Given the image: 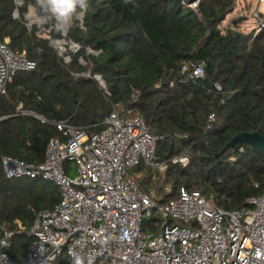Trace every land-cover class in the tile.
I'll list each match as a JSON object with an SVG mask.
<instances>
[{
	"label": "trees",
	"instance_id": "1",
	"mask_svg": "<svg viewBox=\"0 0 264 264\" xmlns=\"http://www.w3.org/2000/svg\"><path fill=\"white\" fill-rule=\"evenodd\" d=\"M29 3L34 6L35 0H27L22 13ZM235 5L236 0H197L195 7L188 0H89L83 27L67 35L82 45L79 54L91 63L84 65L79 54L64 62L50 40L38 35L39 26L28 30L12 16L13 0H0V41L9 38L13 50L35 62L33 69L18 72L0 97V117H9L0 121V230H17L16 220L25 227L13 238V258L31 242L36 212L53 209L60 190L42 178H7L2 157L39 163L49 140L64 138L56 122L92 134L118 103L135 108L151 131L164 137L156 156L167 164L172 188L155 185L161 202L177 198L185 187L230 210L262 193L264 152L238 143L220 153L239 132L264 135V26L246 33L234 20L223 31L220 25ZM60 35L52 28V37ZM86 47L99 53L88 55ZM201 62L202 77L183 71ZM88 71L90 77L77 75ZM182 155L188 157L185 166L173 162ZM134 170L142 173L139 184L147 190L151 167L141 163ZM51 264L69 261L63 253Z\"/></svg>",
	"mask_w": 264,
	"mask_h": 264
},
{
	"label": "built area",
	"instance_id": "2",
	"mask_svg": "<svg viewBox=\"0 0 264 264\" xmlns=\"http://www.w3.org/2000/svg\"><path fill=\"white\" fill-rule=\"evenodd\" d=\"M13 2L12 16L22 19L28 30L37 25L38 35L51 44L63 41L52 45L64 62L80 53L78 41L52 37V23H38L42 14L33 13L32 4L22 13L27 0ZM256 18L258 33L264 17L259 12ZM9 42V38L0 41V97L18 72L35 67L25 52L13 50ZM85 51L99 53L91 47ZM78 62L91 64L81 54ZM185 70L191 71V77H202L204 63L185 66ZM85 75L90 77V71ZM94 77L107 92L102 77ZM102 125L100 131L89 134L67 121L56 122L64 138H51L39 163L2 157L7 178L51 181L60 190V200L53 209L36 212L28 231L32 240L19 257L13 258L9 250L16 233L25 227L16 220L17 230H0V264H51L63 253L69 264H76L77 257L80 264H264V190L248 198L247 205L230 210L185 187L177 198L161 202V197L140 186L134 168L141 163L151 169L167 168L156 156L157 143L164 137L154 134L135 108L120 103L103 118ZM69 161L76 163L77 174H71ZM173 162L185 166L188 157H175ZM145 220L159 222L155 233L144 232Z\"/></svg>",
	"mask_w": 264,
	"mask_h": 264
},
{
	"label": "rangeland",
	"instance_id": "3",
	"mask_svg": "<svg viewBox=\"0 0 264 264\" xmlns=\"http://www.w3.org/2000/svg\"><path fill=\"white\" fill-rule=\"evenodd\" d=\"M195 7L196 5H192ZM264 14V1L260 0H236L235 9L233 12L228 14L226 18L221 23L220 27L223 31H225L229 27L234 26V20L238 21V29L249 33L258 25V21L256 18V15L258 13ZM86 73H84L83 76ZM67 166H71V174L75 175L77 174V165L74 161H69L66 163ZM138 175L141 177L142 173L137 171ZM157 184V185H156ZM155 185L157 187L162 188L164 191L171 190L172 185L171 183L167 182V168L164 170L160 169H152V177H151V183L147 186V191H150L157 197H162L163 193H158L157 188H155ZM148 220L144 221V232H154L157 229V226L159 224L158 221H151L147 222Z\"/></svg>",
	"mask_w": 264,
	"mask_h": 264
},
{
	"label": "clouds",
	"instance_id": "4",
	"mask_svg": "<svg viewBox=\"0 0 264 264\" xmlns=\"http://www.w3.org/2000/svg\"><path fill=\"white\" fill-rule=\"evenodd\" d=\"M89 9V0H35L33 13L37 10L42 13L38 23H52L55 32L67 37L69 31L82 23ZM63 41H53L60 44ZM34 67V65H32ZM76 264H80L79 257Z\"/></svg>",
	"mask_w": 264,
	"mask_h": 264
},
{
	"label": "water",
	"instance_id": "5",
	"mask_svg": "<svg viewBox=\"0 0 264 264\" xmlns=\"http://www.w3.org/2000/svg\"><path fill=\"white\" fill-rule=\"evenodd\" d=\"M189 3H196L197 0H188ZM80 78H84L85 76L81 75ZM9 119V117H3L0 121H5ZM238 143H245L249 146L256 148L262 152H264V135L259 131H251V132H239L237 133L223 148L220 153H223L226 149L230 147H234Z\"/></svg>",
	"mask_w": 264,
	"mask_h": 264
}]
</instances>
